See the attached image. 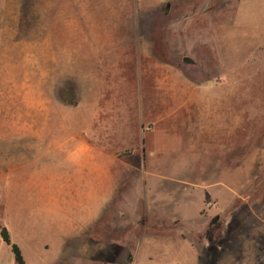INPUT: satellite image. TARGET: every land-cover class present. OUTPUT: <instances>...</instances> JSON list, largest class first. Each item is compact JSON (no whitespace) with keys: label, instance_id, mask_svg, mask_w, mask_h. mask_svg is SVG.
<instances>
[{"label":"rangeland","instance_id":"1","mask_svg":"<svg viewBox=\"0 0 264 264\" xmlns=\"http://www.w3.org/2000/svg\"><path fill=\"white\" fill-rule=\"evenodd\" d=\"M217 1L0 0V228L31 263L138 264L149 247L156 264H264V37H226ZM65 129L106 150L109 200L88 234L53 250L39 229L34 248L17 211L42 204L19 203L2 148ZM0 264H16L1 237Z\"/></svg>","mask_w":264,"mask_h":264},{"label":"crops","instance_id":"2","mask_svg":"<svg viewBox=\"0 0 264 264\" xmlns=\"http://www.w3.org/2000/svg\"><path fill=\"white\" fill-rule=\"evenodd\" d=\"M217 2H224L225 5L232 2L234 9L232 25L226 37L243 38V46L251 39L256 42L263 40L264 0ZM198 85L191 81L165 82V90H186ZM13 137L9 135L15 141L14 148L10 150L6 145L2 148L3 178L10 183L11 177L12 181L14 178L13 173L17 174L19 203L34 198L42 204L40 209L30 211L22 209L19 204L18 224L23 227L28 235L25 237L30 238L28 242L32 241L34 248L41 247L38 230L42 229L45 231L43 236L53 250H61L73 236L88 234L92 223L104 212L109 200L106 184L107 152L102 147L91 145L89 135L72 129L19 130L15 136L17 140ZM8 231L14 241L9 228ZM154 240H147L151 242L150 246L162 247L163 242ZM19 246L21 249V244ZM149 250V247L143 250L144 253L138 257V264H156V260L164 255L160 249L161 255L155 253L150 258L147 255ZM23 257L27 264H33L25 255Z\"/></svg>","mask_w":264,"mask_h":264},{"label":"trees","instance_id":"3","mask_svg":"<svg viewBox=\"0 0 264 264\" xmlns=\"http://www.w3.org/2000/svg\"><path fill=\"white\" fill-rule=\"evenodd\" d=\"M217 219H218L217 217H214L213 222L218 223L216 222ZM211 230L212 228L210 227L208 229V232H211ZM0 237L6 244L10 246L16 264H27V262L23 257L20 246L11 239L10 233L5 226H2L0 228ZM208 238H209L208 251L211 253L212 259L215 260L218 254L217 248L225 243V236L222 235V232L220 230L216 236H214V234L213 235L209 234ZM119 249H120V245H114L112 249V254L110 253V255L116 254Z\"/></svg>","mask_w":264,"mask_h":264}]
</instances>
